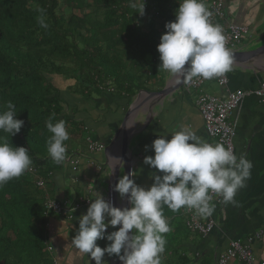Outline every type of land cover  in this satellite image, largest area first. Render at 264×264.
I'll return each instance as SVG.
<instances>
[{
	"label": "trees",
	"instance_id": "obj_1",
	"mask_svg": "<svg viewBox=\"0 0 264 264\" xmlns=\"http://www.w3.org/2000/svg\"><path fill=\"white\" fill-rule=\"evenodd\" d=\"M144 2L156 7L154 19L148 8L136 14L129 0H0V111L11 101L16 118L24 121L16 135L0 136L13 147H26L35 169L0 188V264H53L47 220L54 213L44 215L43 203L60 164L47 151L46 121L54 113V123L66 122L67 156L73 154L72 139H85L53 78L72 80L86 95L132 96L151 82L163 83L157 45L165 23L175 20L179 0ZM37 7L45 11L47 29L37 22ZM174 246L168 238L162 260Z\"/></svg>",
	"mask_w": 264,
	"mask_h": 264
},
{
	"label": "crops",
	"instance_id": "obj_2",
	"mask_svg": "<svg viewBox=\"0 0 264 264\" xmlns=\"http://www.w3.org/2000/svg\"><path fill=\"white\" fill-rule=\"evenodd\" d=\"M224 11L226 21L248 27V34L239 43L230 46L232 51H248L253 49L255 39L264 35V0H225ZM235 59L233 70L227 73L226 85H218L215 79L205 80L198 88L186 89L183 85L162 96H149L146 91H158L167 82L173 85L171 74L162 70L164 80L150 83V88L140 90L134 95H116L109 93L86 95L73 88V81L61 79V96L64 99L68 114L80 121L85 131L84 142L72 139L70 142L73 154L67 156L60 168L50 176V195L57 200H65L72 205L70 215L61 217L52 214L47 220V236L52 247V255L56 264H95L87 255L74 249L71 241L78 231L79 218L86 214L89 204L78 201L79 197L93 200L100 194L105 201L108 197V174L111 162L119 156L120 144L113 139L119 133L122 120L127 109L134 101H142L143 113L136 118L137 126L128 120L129 154L132 159L131 179L141 187L148 188L153 183L151 173H161L143 163L145 156H154L152 142L159 135L171 138V133L188 126L206 142L215 144L218 141L209 137L204 129L203 120L196 106V100L202 93L225 97L235 90H252L264 81V52L258 56H246ZM161 64V63H160ZM169 75V76H168ZM160 78L158 79V81ZM230 121L235 122L234 151L240 157L251 161V175L246 187L239 189L235 196L236 203L220 202L215 205L210 217L200 219L212 220L214 227L206 235L191 232L187 229L185 209L172 212L165 206L164 215L172 228L166 234L175 248L169 250L162 264H214L224 251L230 240L249 243L257 261H264V96L258 98L249 95L234 111ZM90 138L104 145L102 150L88 152L86 139ZM118 143V144H117ZM78 158L76 165L69 163V158ZM123 176L119 171L118 179ZM97 192V193H95ZM125 197L120 198L116 192L115 206L124 208ZM107 222V220H106ZM119 228L109 227L106 235ZM104 248L107 240L96 242ZM104 243V244H103ZM106 243V244H105ZM105 253L102 258L112 264L116 258ZM123 264V262H122ZM227 264H247L237 258L230 259Z\"/></svg>",
	"mask_w": 264,
	"mask_h": 264
},
{
	"label": "clouds",
	"instance_id": "obj_3",
	"mask_svg": "<svg viewBox=\"0 0 264 264\" xmlns=\"http://www.w3.org/2000/svg\"><path fill=\"white\" fill-rule=\"evenodd\" d=\"M175 20L164 25L157 51L162 69L178 79L191 82L194 78L212 80L222 78L233 70L235 57L226 46L223 26L211 21V12L205 0H179ZM136 14L143 16L144 0H129ZM40 27H49L44 9L37 7ZM0 111V132L12 137L19 133L24 121L17 119L16 107L7 101ZM55 120L51 114L46 121L50 137L47 151L56 164L67 158L69 139L66 122ZM159 135L152 144L154 156H145L143 163L158 170L151 173L150 187L138 186L130 176L123 175L113 191L120 198L127 195L130 207L117 208L98 194L91 200L86 214L79 218L78 231L71 243L79 253L87 255L95 264H107L105 253L115 255L123 264H162L166 234L172 228L164 215L165 206L172 212L194 210L201 217H210L215 209L211 193L223 202L235 204L239 189L246 187L252 163L238 157L223 143L206 142L188 126L171 133V138ZM118 160L116 158H111ZM32 166L28 149L13 147L0 136V188L19 178ZM107 220V222H106ZM119 228L106 235L111 226ZM109 241L104 248L98 240Z\"/></svg>",
	"mask_w": 264,
	"mask_h": 264
},
{
	"label": "built area",
	"instance_id": "obj_4",
	"mask_svg": "<svg viewBox=\"0 0 264 264\" xmlns=\"http://www.w3.org/2000/svg\"><path fill=\"white\" fill-rule=\"evenodd\" d=\"M207 7L211 12V21L213 23H219L223 26L224 34L226 36V46L230 47L236 43H239L241 39L248 34V27L246 25H240L226 21V15L224 11L225 0H205ZM144 9L148 8V17L154 19L158 12L156 7L151 3L144 2ZM166 24V23H165ZM218 85H226L228 82L227 74L222 78H214ZM205 80L200 78H194L191 82L184 80L183 86L186 89L198 88ZM109 91H112L110 87ZM254 95L258 98L264 96V81H262L256 89L252 90H235L229 92L225 97H218L207 93H202L196 100V106L199 110L201 118L203 120V126L206 134L216 139L219 143H223L227 148H231L234 151V136H235V122L230 121L234 111L241 105L246 96ZM88 152H94L102 150L104 145L91 140L89 137L86 139ZM235 152V151H234ZM78 158H69V163L76 165ZM34 172L35 169L31 166L28 170ZM36 184L45 189V182L42 179H36ZM212 203L217 204L222 202V197L215 193H211ZM78 201L84 204H89L90 200L86 197H79ZM110 201V196H109ZM72 205H68L65 200H57L50 196H46L43 203V214L50 215L54 213L61 217H67L70 215ZM187 218L185 220L186 227L189 231L199 233L201 235L208 234L214 227L212 220L203 222L194 210L185 209ZM48 250L51 252L52 247L48 246ZM237 258L244 261L247 264H264V261H257L254 258V254L249 246V243L236 240H230L224 249V251L218 256L214 264H227L232 259ZM53 264L56 262L53 259Z\"/></svg>",
	"mask_w": 264,
	"mask_h": 264
},
{
	"label": "water",
	"instance_id": "obj_5",
	"mask_svg": "<svg viewBox=\"0 0 264 264\" xmlns=\"http://www.w3.org/2000/svg\"><path fill=\"white\" fill-rule=\"evenodd\" d=\"M254 46L253 49H250L248 51H232L234 54L235 59L244 58L246 56H258L259 54L264 52V35H261L260 38L255 39V41L252 43ZM173 81V85H170L169 82H167L163 89L158 91H144L149 94V96H162L164 94H167L169 91L179 88L183 85L184 79H178L177 77H174L171 75L170 81ZM143 91V90H142ZM143 102L142 101H134L133 104L127 109L124 118L121 123V127L119 130V133H117L113 139V142L116 143L118 140L120 144V153L119 156L116 157L118 160H113L111 162V168L108 174V195L110 196V202L114 207L115 206V200H116V192L113 191L114 185L117 183L119 171H123V175H128L130 172H132V159L128 156L129 154V137L130 132L126 128V124L128 120L133 121L134 128L137 126L136 118L139 114L143 113L142 110ZM117 143V144H118ZM130 179L132 176L129 177ZM109 198V197H108ZM109 200V199H108ZM125 205L124 208L130 207L129 201L127 198V195L125 196ZM112 264H122V261H120L118 258L112 263Z\"/></svg>",
	"mask_w": 264,
	"mask_h": 264
},
{
	"label": "rangeland",
	"instance_id": "obj_6",
	"mask_svg": "<svg viewBox=\"0 0 264 264\" xmlns=\"http://www.w3.org/2000/svg\"><path fill=\"white\" fill-rule=\"evenodd\" d=\"M175 8V7H174ZM160 63H161V61H160ZM169 76V75H168ZM55 78H53V81H54V83L58 86H60V83H62L61 82V79H58L57 81L56 80H54ZM85 136H86V134H85ZM85 138V137H84Z\"/></svg>",
	"mask_w": 264,
	"mask_h": 264
}]
</instances>
